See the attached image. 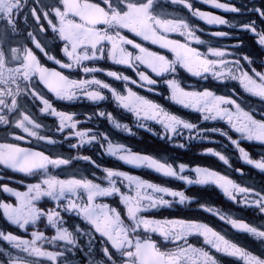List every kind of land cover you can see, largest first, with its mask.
<instances>
[{"label": "flooded vegetation", "instance_id": "1", "mask_svg": "<svg viewBox=\"0 0 264 264\" xmlns=\"http://www.w3.org/2000/svg\"><path fill=\"white\" fill-rule=\"evenodd\" d=\"M0 264H264V0H0Z\"/></svg>", "mask_w": 264, "mask_h": 264}]
</instances>
